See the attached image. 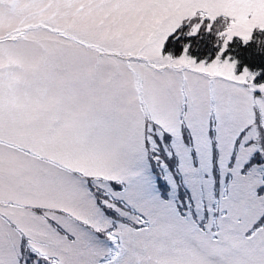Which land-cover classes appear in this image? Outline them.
Masks as SVG:
<instances>
[{
    "label": "snow or ice",
    "instance_id": "6c2138e0",
    "mask_svg": "<svg viewBox=\"0 0 264 264\" xmlns=\"http://www.w3.org/2000/svg\"><path fill=\"white\" fill-rule=\"evenodd\" d=\"M20 3L0 264H264V0Z\"/></svg>",
    "mask_w": 264,
    "mask_h": 264
},
{
    "label": "rangeland",
    "instance_id": "374dc122",
    "mask_svg": "<svg viewBox=\"0 0 264 264\" xmlns=\"http://www.w3.org/2000/svg\"><path fill=\"white\" fill-rule=\"evenodd\" d=\"M24 12V6L20 0H5L0 6V26H7L10 22L20 17Z\"/></svg>",
    "mask_w": 264,
    "mask_h": 264
}]
</instances>
